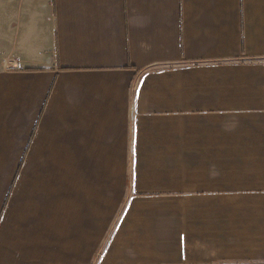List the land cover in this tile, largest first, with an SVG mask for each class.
Instances as JSON below:
<instances>
[{
    "label": "crops",
    "instance_id": "1",
    "mask_svg": "<svg viewBox=\"0 0 264 264\" xmlns=\"http://www.w3.org/2000/svg\"><path fill=\"white\" fill-rule=\"evenodd\" d=\"M0 264H264V0H0Z\"/></svg>",
    "mask_w": 264,
    "mask_h": 264
}]
</instances>
